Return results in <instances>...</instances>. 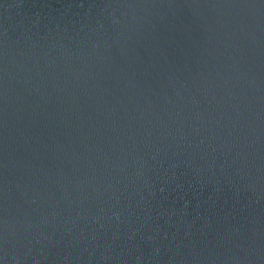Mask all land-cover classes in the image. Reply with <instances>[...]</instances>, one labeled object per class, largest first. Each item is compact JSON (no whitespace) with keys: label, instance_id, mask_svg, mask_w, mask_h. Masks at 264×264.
<instances>
[{"label":"water","instance_id":"95a60500","mask_svg":"<svg viewBox=\"0 0 264 264\" xmlns=\"http://www.w3.org/2000/svg\"><path fill=\"white\" fill-rule=\"evenodd\" d=\"M0 264H264V0H0Z\"/></svg>","mask_w":264,"mask_h":264}]
</instances>
